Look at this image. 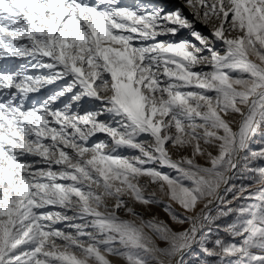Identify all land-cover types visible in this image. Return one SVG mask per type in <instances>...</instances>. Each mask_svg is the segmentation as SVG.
<instances>
[{
  "label": "snow or ice",
  "instance_id": "obj_1",
  "mask_svg": "<svg viewBox=\"0 0 264 264\" xmlns=\"http://www.w3.org/2000/svg\"><path fill=\"white\" fill-rule=\"evenodd\" d=\"M261 133L264 0H0V264H264Z\"/></svg>",
  "mask_w": 264,
  "mask_h": 264
},
{
  "label": "rangeland",
  "instance_id": "obj_2",
  "mask_svg": "<svg viewBox=\"0 0 264 264\" xmlns=\"http://www.w3.org/2000/svg\"><path fill=\"white\" fill-rule=\"evenodd\" d=\"M122 2L130 3L131 0H122ZM156 2L170 6L171 4L176 3V0H156ZM201 30L204 32H207V29L203 28V26H201ZM260 138H264V133H261V136L258 137V139H260ZM240 182L241 181L238 180L237 183L239 184ZM173 207H177V205L173 204ZM137 210L140 211L141 213H143L145 219H151L153 217H156L157 219L166 222L174 230H178L177 225H175L171 221L170 217L164 211V205L163 204H161L160 206H153L150 211H146L143 207H139V206H138ZM161 246H164V245L161 244ZM199 255H200L199 250H197V253L195 256L187 257V259L190 261H195L196 256H199ZM121 264H123V262H121Z\"/></svg>",
  "mask_w": 264,
  "mask_h": 264
},
{
  "label": "trees",
  "instance_id": "obj_3",
  "mask_svg": "<svg viewBox=\"0 0 264 264\" xmlns=\"http://www.w3.org/2000/svg\"><path fill=\"white\" fill-rule=\"evenodd\" d=\"M237 182H238V180H237ZM235 219V217H229V218H226V221L227 222H231L232 220H234ZM223 223V222H222ZM221 235H223V233H221Z\"/></svg>",
  "mask_w": 264,
  "mask_h": 264
}]
</instances>
